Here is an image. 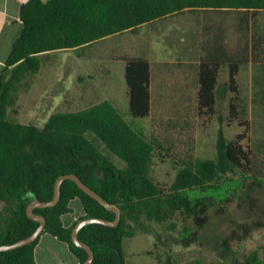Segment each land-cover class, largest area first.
<instances>
[{"label":"trees","instance_id":"obj_1","mask_svg":"<svg viewBox=\"0 0 264 264\" xmlns=\"http://www.w3.org/2000/svg\"><path fill=\"white\" fill-rule=\"evenodd\" d=\"M186 9L247 13L264 10V0H28L21 5L22 26L0 69V245L16 242L35 230L38 222L28 217L26 206L34 198L50 200L55 181L62 174L77 175L121 211L117 226L89 223L78 230V238L94 252L90 264H126L125 238L149 234V221L163 223L176 215L183 222L181 243L189 246L199 239L211 212L223 214L247 180L251 187L264 186V177L252 174L251 153L241 142L244 135L228 139L220 114L214 156L188 158L168 189L150 175L157 144L128 123L107 100L77 111L55 112L43 127L9 117L14 91L29 74L39 71L42 53L80 48ZM214 44L199 58V114L214 113L218 98L227 91L233 95L239 91L241 62L227 57L228 78L221 82L220 65L226 57L220 45ZM243 48L247 49V44ZM123 60L129 113L146 117L151 109L150 61L144 56H123ZM229 108L236 115L233 100ZM114 157L125 165H118ZM75 197L84 214L66 227L61 216L71 212L69 201ZM33 212L45 216L43 232L66 243L79 264L87 252L71 240L76 222L86 217L115 218L113 211L70 179L62 182L55 206L34 208ZM39 237L0 251V264H37L34 247ZM157 261L161 264L160 259ZM236 264H264V251L253 250Z\"/></svg>","mask_w":264,"mask_h":264},{"label":"rangeland","instance_id":"obj_2","mask_svg":"<svg viewBox=\"0 0 264 264\" xmlns=\"http://www.w3.org/2000/svg\"><path fill=\"white\" fill-rule=\"evenodd\" d=\"M213 43L220 44L229 60L241 62L239 91L218 98L214 113L199 114L193 92L195 67ZM125 55L144 56L151 62L152 110L148 117L129 113ZM40 59L39 71L29 74L14 91L10 118L43 127L55 112L77 111L107 100L157 144L150 175L168 189L188 158L214 156L220 114L226 137L244 135L241 142L251 153L252 174L264 177V10L186 9L80 48L44 52ZM227 76L226 58L220 81ZM183 85L186 92L180 91ZM230 100L236 115L230 112ZM250 183L245 182L223 214L211 212L199 239L189 246L180 240V216L163 223L149 221L151 233L124 239L126 264H158L157 258L161 264H236L253 250L264 251V186L251 187Z\"/></svg>","mask_w":264,"mask_h":264},{"label":"crops","instance_id":"obj_3","mask_svg":"<svg viewBox=\"0 0 264 264\" xmlns=\"http://www.w3.org/2000/svg\"><path fill=\"white\" fill-rule=\"evenodd\" d=\"M26 1L28 0H0V67L4 65L5 59L7 58L10 52L12 43L20 32L22 24L19 19V12H20L21 5L25 3ZM212 46L214 47L215 44L213 43ZM128 57H135V56H128ZM122 60H123V57H122ZM198 64H199V61L195 67L194 90H193L195 94V98H196V107H197V94H198V76H197ZM224 64L225 62L221 63L220 66L222 67ZM124 67H125V63H124ZM221 67H220V70H221ZM159 69L160 67L158 68V73H160ZM180 91L186 92L187 89L183 85ZM226 93H228V91ZM126 94H127V87H126ZM150 103H151V109H150V113H151V110H152V65H151V62H150ZM76 199L78 198L75 197L69 201V207L71 208V212L65 213L61 216L62 223L66 227L71 226L74 221H76L78 218H80L84 214L80 200L78 199V202H77ZM73 205H74V208H73ZM34 258L37 264H79L77 258L69 250L68 245L47 232H43L40 235L34 247Z\"/></svg>","mask_w":264,"mask_h":264},{"label":"water","instance_id":"obj_4","mask_svg":"<svg viewBox=\"0 0 264 264\" xmlns=\"http://www.w3.org/2000/svg\"><path fill=\"white\" fill-rule=\"evenodd\" d=\"M66 179L73 180L78 185V187L81 188L85 193L89 194L91 197H93L99 203H101L105 208L113 211L115 214V218L113 220H107V219L100 218V217L81 218L76 222V224L72 228V231H71L72 242L76 246L84 248L87 252V258L81 264H90L92 262L94 258V252L88 244H86L85 242L81 241L78 238V235H77L78 230L82 226L89 224V223H99V224L111 226V227L117 226L120 220L121 211L116 205L108 202L101 195H99L96 191H94L92 188H90L85 183H83V181L77 175L71 174V173L62 174L56 179L55 184H54L53 196L50 200L41 201L37 198H34L27 204L26 213L28 217L38 222V226L35 228V230L28 236L21 238L17 240L16 242H13L11 244L0 245V251L10 250V249H14V248H17L25 244H29L41 235V233L45 229L46 219L44 215L34 213L33 210L34 208H44V207L55 206L60 199L61 184Z\"/></svg>","mask_w":264,"mask_h":264}]
</instances>
